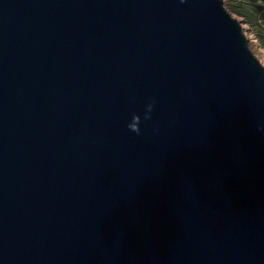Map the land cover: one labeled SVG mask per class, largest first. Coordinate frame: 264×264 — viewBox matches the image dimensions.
<instances>
[{
	"label": "water",
	"instance_id": "95a60500",
	"mask_svg": "<svg viewBox=\"0 0 264 264\" xmlns=\"http://www.w3.org/2000/svg\"><path fill=\"white\" fill-rule=\"evenodd\" d=\"M0 264H264V66L222 0H0Z\"/></svg>",
	"mask_w": 264,
	"mask_h": 264
},
{
	"label": "rangeland",
	"instance_id": "374dc122",
	"mask_svg": "<svg viewBox=\"0 0 264 264\" xmlns=\"http://www.w3.org/2000/svg\"><path fill=\"white\" fill-rule=\"evenodd\" d=\"M245 31L252 53L264 66V0H222Z\"/></svg>",
	"mask_w": 264,
	"mask_h": 264
}]
</instances>
